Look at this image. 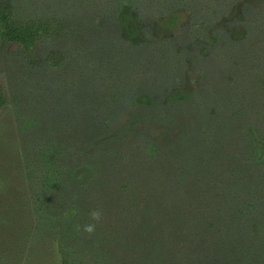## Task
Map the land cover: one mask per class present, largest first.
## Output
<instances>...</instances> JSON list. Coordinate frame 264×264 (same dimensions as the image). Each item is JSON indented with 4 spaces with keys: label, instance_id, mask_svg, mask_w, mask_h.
Segmentation results:
<instances>
[{
    "label": "trees",
    "instance_id": "1",
    "mask_svg": "<svg viewBox=\"0 0 264 264\" xmlns=\"http://www.w3.org/2000/svg\"><path fill=\"white\" fill-rule=\"evenodd\" d=\"M162 6L155 0H76L61 23L66 15H92L97 24L101 16L135 39L141 17L166 10ZM0 19L4 38L26 51L47 31L39 23L13 26L1 11ZM236 83L223 81L211 94L194 92L185 101L168 99L161 86L149 94L157 92L152 107H144L150 100L134 101L137 90L119 102L111 93L102 121L83 131L91 136L93 180L84 188L72 184L79 141L56 156L62 169L57 188L61 201L76 208V222L89 223L93 208L103 211L94 234L82 238L79 251L86 258L67 254L60 264H264V163L251 137L264 120V97L249 87L233 90V98ZM4 104L0 91V109ZM18 189L11 188L6 204L0 195V264L20 260L35 224L49 222L53 210L47 203L38 208L27 186Z\"/></svg>",
    "mask_w": 264,
    "mask_h": 264
},
{
    "label": "rangeland",
    "instance_id": "2",
    "mask_svg": "<svg viewBox=\"0 0 264 264\" xmlns=\"http://www.w3.org/2000/svg\"><path fill=\"white\" fill-rule=\"evenodd\" d=\"M75 1L0 0L11 25L47 27L26 51L4 38L0 19V91L5 99L0 109L1 202L8 203L11 188L27 186L39 200L38 208L47 203L53 209L49 222L35 224L28 249L13 264H60L78 252L86 258L79 251L84 233L75 228L76 208L61 201L57 188L62 169L56 156L64 153L62 146L71 152L66 143L79 141L72 184L84 188L93 180L91 136L83 131L102 121L112 92L119 102L127 91L137 90L134 101L150 100L144 107H152L157 92L153 98L149 94L161 86L168 99L185 101L194 92L211 94L221 82L238 79L231 97L249 87L264 97V0H155L166 3L167 11L144 14L135 39L105 17L97 24L92 15L87 20L84 15L67 17ZM257 125L251 137L257 159L264 163V120Z\"/></svg>",
    "mask_w": 264,
    "mask_h": 264
},
{
    "label": "clouds",
    "instance_id": "3",
    "mask_svg": "<svg viewBox=\"0 0 264 264\" xmlns=\"http://www.w3.org/2000/svg\"><path fill=\"white\" fill-rule=\"evenodd\" d=\"M76 212V210L72 211V214L74 215ZM67 215V213H66ZM103 218V211L102 209H98V208H93L91 210H89L88 212V219H89V223H85L84 225H79L76 224L75 228L78 231H82L83 233L88 234V236H91L92 234H94L97 225L102 221Z\"/></svg>",
    "mask_w": 264,
    "mask_h": 264
}]
</instances>
